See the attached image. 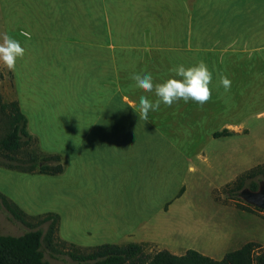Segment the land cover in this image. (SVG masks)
<instances>
[{
	"label": "rangeland",
	"instance_id": "obj_1",
	"mask_svg": "<svg viewBox=\"0 0 264 264\" xmlns=\"http://www.w3.org/2000/svg\"><path fill=\"white\" fill-rule=\"evenodd\" d=\"M101 11L121 19L80 28ZM5 37L24 55L15 71L0 64L4 100L20 103L43 152L74 168L66 184L0 167L1 192L30 215L58 213L59 236L87 248L139 242L148 254L195 249L217 260L247 242L264 250V211L240 196L247 183L231 193L264 166V0H0ZM114 61L121 90L113 95ZM199 62L212 72L205 104H161L141 117L139 97H156L129 73L151 72L155 84L173 78L175 66ZM221 77L231 81L227 91ZM6 120L0 113V138ZM224 129L229 135L214 136ZM76 159L85 161L80 171ZM256 179L259 189L264 177ZM39 219L24 224L0 205V233L45 230ZM44 253L52 264H74L66 253Z\"/></svg>",
	"mask_w": 264,
	"mask_h": 264
},
{
	"label": "trees",
	"instance_id": "obj_2",
	"mask_svg": "<svg viewBox=\"0 0 264 264\" xmlns=\"http://www.w3.org/2000/svg\"><path fill=\"white\" fill-rule=\"evenodd\" d=\"M0 113L6 116L8 127L7 133L0 138V166L32 174L58 175L64 172L62 157L41 150L38 138L27 128L28 119L19 102L5 101L1 91ZM223 135H229L228 129L214 132L215 137ZM29 146L33 147L29 149ZM259 176L264 177V166L241 176L231 189L233 196H237L236 192L246 183L251 190H257L259 184L256 178ZM0 205L11 219L24 224L32 226L34 224L29 219L36 218L40 219L35 225L48 223L45 230L38 226L21 235L0 233V264H52L45 258L44 248L68 254L74 264H264V250L256 252L255 242H247L238 249L228 251L221 260L195 249H189L184 254H175L168 249L148 254L145 244L138 242L82 247L60 238L58 231L61 217L58 213L30 215L1 191ZM59 246L66 247V251Z\"/></svg>",
	"mask_w": 264,
	"mask_h": 264
},
{
	"label": "clouds",
	"instance_id": "obj_3",
	"mask_svg": "<svg viewBox=\"0 0 264 264\" xmlns=\"http://www.w3.org/2000/svg\"><path fill=\"white\" fill-rule=\"evenodd\" d=\"M25 36L30 38L28 33ZM24 55V48L20 42L11 37H5L0 42V64L9 71H15L18 58ZM174 73L173 78H168L161 83L154 84L151 72L133 71L129 73L135 84L145 93H152L156 99L150 100L146 95H141L138 108L143 119L147 120L150 112H155L161 104L171 106L176 102H193L199 105L205 104L211 95L209 84L212 82V72L204 62L185 67L183 64L170 69ZM220 84L227 91L231 81L227 77L220 78Z\"/></svg>",
	"mask_w": 264,
	"mask_h": 264
},
{
	"label": "crops",
	"instance_id": "obj_4",
	"mask_svg": "<svg viewBox=\"0 0 264 264\" xmlns=\"http://www.w3.org/2000/svg\"><path fill=\"white\" fill-rule=\"evenodd\" d=\"M1 11H2V9H1ZM97 13H98V11H97ZM113 14V16L112 17H106V16H104V13H103V11H101V14H100V16H97L98 18H101V19H97V20H95V21H93L91 24H83V25H80V28H95V29H101V28H109V27H114L113 26V24H110L109 22L110 21H112V19L113 20H115V19H121V16L120 15H118L117 13H112ZM105 20V21H104ZM106 20H107V22H106ZM116 26H122V25H116ZM95 42H97V43H99V41L98 40H96ZM146 44H155V43H162V42H158V41H153V40H150V39H146L145 41H144ZM190 43V42H189ZM164 44V43H163ZM242 45H244V44H242ZM94 47V46H93ZM92 47V48H93ZM96 48V50L98 51V46H96L95 47ZM187 50L188 49H190L189 47H187L186 48ZM193 49V48H192ZM194 50H197V49H194ZM115 54V53H114ZM99 56V55H98ZM97 57V54L94 52V54H93V58L91 59V56H90V58L89 59H91V60H93L94 58H96ZM120 59V56L118 57V60ZM98 60H99V57H98ZM94 61V60H93ZM98 64H100V65H103V61L102 62H98ZM99 71L101 72V79H102V77H103V75H104V71H103V69L102 68H100L99 69ZM111 77V79H112V85H113V95H114V91L116 90V87H117V85H118V91H120L121 90V87H120V83H121V80H120V62H118L117 64H116V62L114 61V64H113V68H112V73H109L108 74V78H110ZM20 104V103H19ZM20 107H21V105H20ZM21 109H22V107H21ZM23 111V110H22ZM26 115V114H25ZM27 128H29V126H28V124H27ZM30 131V130H29ZM31 132V131H30ZM32 135H34V134H32ZM85 164V161H81V160H77L76 159V163L74 164L78 169H79V171L81 170V168H82V166ZM88 164H94L96 167H97V165H96V163L94 162V161H89L88 162ZM0 167H2V166H0ZM74 167L72 166V164H70V160H69V162H68V164H67V166L65 167V170H64V172L63 173H61V174H58V175H55V176H57L58 177V179L60 180V182H65L66 184H68V182H72L71 181V178H70V171L73 169ZM8 169V168H7ZM10 170H12V169H10ZM14 171H16V170H14ZM58 180V181H59ZM63 180V181H62ZM2 191H4L5 193H6V195L8 194L9 195V197L10 198H13V200L18 204H20V202L13 196V194L12 193H10V192H8L7 190H2ZM4 193V194H5ZM20 206V205H19ZM21 207V206H20ZM22 208V207H21ZM23 209V208H22ZM24 210V209H23ZM56 213V212H55ZM60 224H61V220H60ZM59 230H60V226H59ZM58 233H59V231H58ZM61 238V237H60ZM63 239V238H62ZM63 240H65V239H63ZM67 241V240H66ZM144 241H148V240H144ZM140 242H142V241H140ZM139 243V242H138ZM83 247V246H82ZM172 252V251H171Z\"/></svg>",
	"mask_w": 264,
	"mask_h": 264
},
{
	"label": "water",
	"instance_id": "obj_5",
	"mask_svg": "<svg viewBox=\"0 0 264 264\" xmlns=\"http://www.w3.org/2000/svg\"><path fill=\"white\" fill-rule=\"evenodd\" d=\"M240 196L248 203L264 210V182L261 183L260 188L257 190L242 189Z\"/></svg>",
	"mask_w": 264,
	"mask_h": 264
}]
</instances>
